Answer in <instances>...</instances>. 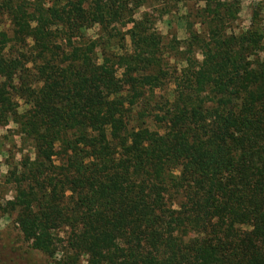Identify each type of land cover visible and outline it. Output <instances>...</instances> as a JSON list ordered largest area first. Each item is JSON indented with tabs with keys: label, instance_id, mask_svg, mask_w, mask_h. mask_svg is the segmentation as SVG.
<instances>
[{
	"label": "trees",
	"instance_id": "trees-1",
	"mask_svg": "<svg viewBox=\"0 0 264 264\" xmlns=\"http://www.w3.org/2000/svg\"><path fill=\"white\" fill-rule=\"evenodd\" d=\"M239 4L0 0V124L20 152L0 213L30 250L264 264V0L235 30ZM171 16L185 38L155 27Z\"/></svg>",
	"mask_w": 264,
	"mask_h": 264
},
{
	"label": "rangeland",
	"instance_id": "rangeland-1",
	"mask_svg": "<svg viewBox=\"0 0 264 264\" xmlns=\"http://www.w3.org/2000/svg\"><path fill=\"white\" fill-rule=\"evenodd\" d=\"M253 1L240 0L237 18L233 24L235 30L248 26L252 8L250 5ZM169 24L175 27L178 39L185 38L182 25L179 23L175 25L172 16L170 19L167 17L158 19L155 27L161 34H165ZM86 33L89 36L93 34L91 30H88ZM20 110H22V106H20ZM16 133V127L12 123H7L6 125L0 124V201L9 199L12 195L10 187L3 180L10 164H14L20 159L19 140ZM0 264H50V261L46 257L30 250L20 239L12 218L2 213H0Z\"/></svg>",
	"mask_w": 264,
	"mask_h": 264
}]
</instances>
